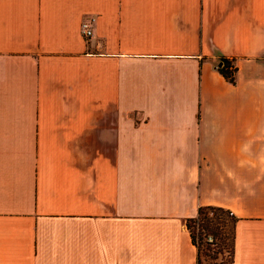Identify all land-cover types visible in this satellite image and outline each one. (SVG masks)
<instances>
[{"label":"crops","instance_id":"obj_1","mask_svg":"<svg viewBox=\"0 0 264 264\" xmlns=\"http://www.w3.org/2000/svg\"><path fill=\"white\" fill-rule=\"evenodd\" d=\"M205 205L264 264V0H0V264H196Z\"/></svg>","mask_w":264,"mask_h":264},{"label":"trees","instance_id":"obj_2","mask_svg":"<svg viewBox=\"0 0 264 264\" xmlns=\"http://www.w3.org/2000/svg\"><path fill=\"white\" fill-rule=\"evenodd\" d=\"M235 70L232 59L224 57L219 59L217 71L227 82L234 83ZM209 212L211 215L207 216ZM225 220L230 221V225ZM236 221L237 217L228 209L213 205L199 206L193 217L185 219V227L196 248V264H232ZM222 251L227 252L229 259L225 262L223 260L215 262L217 254ZM201 257L204 263H201Z\"/></svg>","mask_w":264,"mask_h":264},{"label":"built area","instance_id":"obj_3","mask_svg":"<svg viewBox=\"0 0 264 264\" xmlns=\"http://www.w3.org/2000/svg\"><path fill=\"white\" fill-rule=\"evenodd\" d=\"M79 31L83 39H88L92 34L91 19H85L80 22Z\"/></svg>","mask_w":264,"mask_h":264},{"label":"rangeland","instance_id":"obj_4","mask_svg":"<svg viewBox=\"0 0 264 264\" xmlns=\"http://www.w3.org/2000/svg\"><path fill=\"white\" fill-rule=\"evenodd\" d=\"M211 215V213L209 212V213H207V216H210ZM229 225H230V221H228V220H225ZM225 222V223H226ZM226 223V224H227ZM196 230V229H195ZM204 240L202 239V242H203ZM204 251L202 250V253H203ZM227 259H229L228 258V254H227V252H225V251H222L221 253H219V254H217V256H216V258H215V262H219V261H221V260H223L224 262H225V260H227ZM201 263H204V259H203V257H201Z\"/></svg>","mask_w":264,"mask_h":264}]
</instances>
